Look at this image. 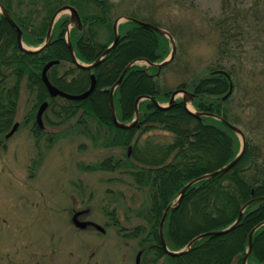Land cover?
Segmentation results:
<instances>
[{
    "label": "trees",
    "instance_id": "obj_1",
    "mask_svg": "<svg viewBox=\"0 0 264 264\" xmlns=\"http://www.w3.org/2000/svg\"><path fill=\"white\" fill-rule=\"evenodd\" d=\"M110 0H0L13 20L22 30L23 44L40 46L46 37L53 13L62 5L74 6L80 16L81 27L71 26L69 39L75 57L80 63L94 62L113 41V22L109 18ZM240 3L224 0L223 12L215 23L219 35L218 60L212 72L198 76L179 86L193 88L192 102L196 111L212 112L229 121L226 103L232 93L223 99L229 88V79L222 73V62L242 46ZM129 17L141 19L136 14ZM34 17L37 22L33 23ZM144 20V19H141ZM147 21V20H146ZM151 22V21H150ZM159 26L155 22H151ZM69 16H60L52 28L51 42L40 52L21 50L16 42V32L0 13V134L13 126L22 82L33 99L25 122L32 121L35 136L56 137L40 128L35 120L38 106L46 101L43 112L46 123H68L69 129L104 147H131L124 158L108 157L93 165H81L82 170L114 171L130 175L135 186L147 188L149 203L146 225H137L124 236L138 237L143 254L153 251L150 259L155 262L166 256L170 264H242L247 252L249 233L264 222V153L253 143L246 148L238 162L228 171L205 178L188 187L179 204L172 207L164 221V237L171 251L188 249L187 244L197 235L223 230L233 224L244 204L252 201L243 211L235 227L219 235H206L193 242L191 247L176 255L168 256L159 240V223L164 209L175 201L182 187L192 179L213 172L231 161L237 154L236 133L220 120L209 116L198 117L190 113L181 99L168 108H159L149 99L138 104V124L119 128L111 119L109 89L124 68L131 64L120 84L115 88L113 101L117 119L130 122L135 117L134 102L139 96H153L159 103L169 100L171 90L159 83L155 65L139 64L138 60L160 63L168 51L169 39L149 28L126 20L118 24L120 35L117 45L92 69H83L73 63L65 33ZM105 28L106 41L99 38V28ZM59 60L47 71L49 81L63 91L80 93L90 84L95 74L96 86L82 100H69L60 96L50 97L41 78L45 63ZM226 70V69H224ZM231 76V71L226 70ZM233 92V91H232ZM54 115L55 120L49 118ZM95 128H93V125ZM160 128L172 134L168 143H159L141 136ZM95 129L97 135L93 137ZM49 134V135H48ZM52 134V135H51ZM51 141V140H50ZM264 263V224L252 235V250L247 264Z\"/></svg>",
    "mask_w": 264,
    "mask_h": 264
},
{
    "label": "rangeland",
    "instance_id": "obj_2",
    "mask_svg": "<svg viewBox=\"0 0 264 264\" xmlns=\"http://www.w3.org/2000/svg\"><path fill=\"white\" fill-rule=\"evenodd\" d=\"M231 2L246 10L239 18L245 26L240 35L242 46L222 62L223 68L231 71L233 83L226 103L229 122L243 131L246 143L255 144L264 153V0ZM223 4L224 0H110L107 7L111 22L134 13L171 33L176 52L161 70L159 83L173 91L208 75L217 65L215 23ZM63 15L69 16V11L59 17ZM37 21L34 17L33 23ZM124 21L122 18L120 23ZM99 38L107 39L104 27L99 28ZM167 47L165 59L171 52L170 40ZM138 63L146 64L143 60ZM32 105V96L22 82L13 120L19 126L8 138L0 134V264H135L139 251L140 264H170L166 256L151 262L153 251L143 254L139 240L145 233L135 238L124 236L133 227L146 225L147 188L135 186L130 175L120 169L80 168L108 157L124 158L129 147L101 146V141L70 130L68 123L51 126L43 121L47 132L57 136L37 137L31 130L32 121L25 122ZM186 105L196 111L190 101ZM49 118L55 120L54 115ZM236 136L238 153L242 139ZM146 138L168 143L172 134L157 128L141 136L142 141ZM79 210L87 211L80 220L95 222L104 232L90 226L77 228L72 216Z\"/></svg>",
    "mask_w": 264,
    "mask_h": 264
},
{
    "label": "water",
    "instance_id": "obj_3",
    "mask_svg": "<svg viewBox=\"0 0 264 264\" xmlns=\"http://www.w3.org/2000/svg\"><path fill=\"white\" fill-rule=\"evenodd\" d=\"M67 10L69 11V24H72V26H77V27L80 28L81 27V20H80V16H79V13H78L77 9L74 6L70 5V4L62 5L61 7H59L53 13V15H52V17H51V19L49 21L48 29H47V33H46V37H45L44 42L40 46H38L36 48H29V47L24 46V44H23V41H22V30L17 25V23L13 20V18L11 17L9 11L0 4V13L4 16V18L7 20V22L11 25V27L16 32V42H17V45L19 46V48L21 50H23L25 52H29V53H37V52H40V51H42L43 49L46 48V46L51 42L52 28H53V25H54L55 21L57 20V18L59 17V15L62 12L67 11ZM122 18H125V20H129V21L135 22L138 25L143 26L145 28L152 29V30H154V31H156V32H158V33L166 36L170 40V43H171V52H170L168 58L164 59L163 61H161L160 63H157V64L156 63H151V62L145 60V62H146L147 65H151L152 64V65H155L158 68V71H157V74H158L159 71H160V69L163 66L167 65L168 63H170L173 60L174 55H175V52H176V43H175V40H174L173 36L171 35V33L169 31H167V30H165V29H163V28H161V27H159L157 25H154L151 22L143 21V20L137 19L135 17H129V16H119V17L115 18V20L113 22V32H114V35H113V41H112V43L110 45H108L106 47V49H104V51L102 52V54L94 62L89 63V64L80 63L77 60V58L75 57V54H74V51H73V46H72V43H71V41L69 39V30H70V27L67 26L65 40H66L68 49L70 51L71 60L73 61V63H75L76 65H78L79 67H81L83 69L89 70V69L95 68L103 60L104 56L112 48H114L117 45V43L119 41V38H120V35L118 34L117 27H118V24L121 22V19ZM58 63H59V60H50L47 63H45V65L43 66L42 71H41V78H42L43 83L45 84V86L47 88V91H48L49 96L50 97L60 96L62 98L69 99V100H82V99L87 98L92 93V91L95 89V86H96V77H95V74H91L90 75V84H89V87L85 91L80 92V93H70V92H66V91L61 90L57 86L53 85L49 81V79L47 77V71L53 65L58 64ZM131 64L127 65L124 68V70L120 74V76L117 79V81L109 89V107H110V112H111V119H112V122L114 123V125L116 127H119V128H130V127L138 124V118H139L138 104H139V102L141 100H143V99H149L150 101H152L159 108H168V107H170V106H172L174 104V102L177 99V95L180 94V93H182L183 95L181 97V100H182L185 108L190 113H193V114H195L198 117L209 116V117H213L215 119H218L224 125H226L229 129H231L237 135H239L241 137V139H242V147L238 151V153L236 154V156L231 161H229L227 164L223 165L222 167H220L219 169H217V170H215L213 172L200 175V176L192 179L188 183H186L182 187V189L180 190L179 195H178V197H177V199L175 201V204L173 205L172 203H170L164 209L163 214H162V217H161V220H160V223H159V232H158L159 233V240H160V244H161L164 252L166 253V255L172 257V256H176V255H178V254H180V253L188 250L191 247V244L193 242L199 240L200 238H202V237H204L206 235H219V234H223V233L228 232L229 230L233 229L235 227V225L242 219L244 209L250 203H252L253 200L247 202L246 204H244L242 206V208H241V210H240V212H239V214H238L235 222L233 224H231L228 228L223 229V230L209 231V232L201 233V234L197 235L196 237H194L187 244L186 247L188 249H182L180 251H171L167 247V243H166V240H165V237H164V231L163 230H164V221L166 219V216H167L168 211L172 207H176L179 204V202H180L183 194L185 193V191H186V189L188 187H190L194 183L198 182L199 180H202V179H205V178H209V177H214V176H216V175H218L220 173L226 172L229 169H231L238 162V160L241 158V156L243 155L244 150L246 148V139H245V135H244L243 131L240 128H238L237 126H235L232 123H230L228 120H226V119H224V118H222V117H220V116H218V115H216V114H214L212 112H206V111H191L187 107V105H186V103L189 101L188 95L190 93L187 90L183 89V88H177V89L173 90L171 92V94H170L169 100H168V102H167L166 105L160 104L153 96L144 95V96L137 97L136 100H135V102H134L135 117L130 122H127V123L120 122L117 119L116 112H115L114 101H113V93H114L115 88L122 81L124 74L126 73V71L128 70V68L131 66ZM216 72H219V73L224 74L229 79V88H228L227 93L223 96V99H224V98H226L227 96H229L232 93L233 83L231 81V78H230L229 73L226 70H224V69H218V70H216ZM47 106H48V103L46 101H44V102H42L38 106V109L36 111L35 120H36V122H37V124H38V126L40 128H43L44 127L42 116H43V112L45 111V109L47 108ZM18 126H19V123L18 122H15L13 124L12 128L6 133L5 138L10 137L17 130ZM130 152H131V147L128 148L127 155H129ZM257 199L258 200H263L264 199V196L258 197ZM83 212H86V211L85 210L84 211L83 210L82 211H76L73 214V216H72V222H73V224L77 228L85 229L87 226H93L98 231L104 232V228L101 225H99V224H97L95 222H92V221H88V220H80L79 219V216ZM262 224H264V222L260 223L256 227H254L252 229V231L249 233V237H248V248H247V252L245 253V255L242 258V264H247V258L249 256L251 250H252V235H253L254 231L260 225H262ZM140 254H141V252L139 251L137 253V255H136V258H135V264H140Z\"/></svg>",
    "mask_w": 264,
    "mask_h": 264
},
{
    "label": "flooded vegetation",
    "instance_id": "obj_4",
    "mask_svg": "<svg viewBox=\"0 0 264 264\" xmlns=\"http://www.w3.org/2000/svg\"><path fill=\"white\" fill-rule=\"evenodd\" d=\"M212 72V71H211ZM178 88H183L185 90H187L190 94L188 95V98H189V101L192 103L194 98H195V94H194V91H193V88H190L186 85L184 86H179ZM177 99H181V97H178ZM79 211H82V210H79ZM84 211V210H83ZM87 212V211H86ZM86 212H83L80 216H79V219L81 218L82 215H84ZM75 213V212H74ZM89 227V226H87ZM90 227H93V226H90Z\"/></svg>",
    "mask_w": 264,
    "mask_h": 264
}]
</instances>
